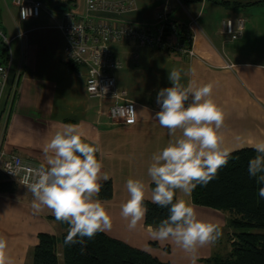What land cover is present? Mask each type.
Returning <instances> with one entry per match:
<instances>
[{"label":"crops","instance_id":"obj_1","mask_svg":"<svg viewBox=\"0 0 264 264\" xmlns=\"http://www.w3.org/2000/svg\"><path fill=\"white\" fill-rule=\"evenodd\" d=\"M166 0H134L135 8L125 14L96 13L95 16L123 19L143 25L155 21L156 12ZM169 17L188 23L195 19L194 56L184 57L130 42H113L111 48L122 66L114 72L116 85L139 112L134 124L113 121L107 115L109 99L90 97L85 90L83 68L72 69L64 58L65 38L58 23L63 10L73 6L85 12V0H43L36 18L20 19L11 0H0V24L7 39L11 66L5 96L0 102V131L4 147L36 164H46L45 144L61 124H80L89 139L99 136L102 172L110 176L112 196L105 202L112 219L110 237L144 250L168 264H191L190 253L171 240L159 241L144 220L130 229L121 215L129 199L126 181L142 179L145 199L151 201V178L147 169L154 152L169 142L166 128L153 116L157 92L171 86L168 74L182 70V83L196 86L211 83L213 98L225 111L220 133L221 147L233 150L264 141V1L263 0H168ZM245 18L240 37L222 34L226 18ZM14 99V100H13ZM182 134L178 129L176 135ZM32 193L17 187L0 193V236L8 240V264H31L32 251L41 232L59 236L62 226L44 208L34 214ZM176 199H190L176 190ZM201 219L222 224L228 231V214L196 205ZM216 242V241H215ZM213 243L198 247L196 264L211 256ZM167 247V248H166ZM60 249V250H59ZM60 256L61 246L58 244Z\"/></svg>","mask_w":264,"mask_h":264},{"label":"clouds","instance_id":"obj_2","mask_svg":"<svg viewBox=\"0 0 264 264\" xmlns=\"http://www.w3.org/2000/svg\"><path fill=\"white\" fill-rule=\"evenodd\" d=\"M23 0H20V4ZM32 10L21 8L20 15L27 19ZM171 86L160 88L156 102L159 111L154 118L170 137L168 144L154 152L147 174L155 185L151 188V202L167 207L169 215L162 219L152 235L159 241L171 240L177 247L191 255V264H196L198 247L215 242L222 235V224L201 219L196 205L190 199H176V190L186 196L198 186H207L217 176L218 170L233 159L231 148L221 147L220 133L225 120L224 109L213 98L211 83L196 86L190 81L182 83V70L174 69L168 74ZM6 82V81H5ZM97 82L93 92L97 91ZM2 91V86H0ZM102 89V93L107 92ZM139 112L132 103L128 107L113 109V115L124 118L127 124H134ZM148 111V110H147ZM182 134L177 136V130ZM99 136L89 139L80 124H61L43 152L46 164L38 168H27L28 175L23 185L33 195L31 204L34 214L44 208L51 210L55 219L70 225L65 243L76 242L79 237L93 238L98 232L110 230L112 219L105 202L98 197L102 183L110 176L102 172L103 159L97 158ZM256 155L249 159L247 172L261 187L258 195L264 200V141L251 145ZM18 165L8 170L16 177L24 168ZM129 199L121 207V215L129 221V228L135 229L148 212L145 203L146 185L142 179L129 178L126 181ZM8 240L0 236V264H8Z\"/></svg>","mask_w":264,"mask_h":264},{"label":"built area","instance_id":"obj_3","mask_svg":"<svg viewBox=\"0 0 264 264\" xmlns=\"http://www.w3.org/2000/svg\"><path fill=\"white\" fill-rule=\"evenodd\" d=\"M19 12L21 8L31 9L28 18L40 16L43 10V0H11ZM135 8L134 0H85V12L78 13L73 6L63 10V18L58 23L65 38L64 58L67 63H72L77 68H83L86 73L85 90L90 97L109 99L110 105L107 115L113 121L126 123L124 118L113 115L114 108L128 107L130 103L125 98V91L116 85L114 72L122 66L121 59L116 56L111 48L113 42H130L137 45L148 46L151 49L163 51L168 54H179L184 57L194 56L193 41L195 37V19L188 23L172 20L169 17L170 5L166 0L156 12L155 21L149 24L138 25L123 19H109L95 16L96 13L125 14ZM245 28V18H226L222 22V34L229 40L240 37ZM0 35L7 43L5 35ZM8 44V43H7ZM11 66V56L5 64L0 65V102L5 96L6 82ZM6 81V82H5ZM97 82V91L91 89ZM107 88L103 94L102 89ZM154 110L159 111V105L154 103ZM24 165L16 177L8 170ZM36 164L25 159L15 152L4 147V129L0 131V174L7 180L13 181L21 187L23 178L28 175L27 168H38Z\"/></svg>","mask_w":264,"mask_h":264},{"label":"trees","instance_id":"obj_4","mask_svg":"<svg viewBox=\"0 0 264 264\" xmlns=\"http://www.w3.org/2000/svg\"><path fill=\"white\" fill-rule=\"evenodd\" d=\"M0 31L5 35L1 24ZM8 57V44L0 35V65L5 64ZM68 65L72 69L77 68L75 64ZM255 155L252 147L234 150L233 159L218 170L216 178L207 186L198 185L191 193L195 205L228 214L225 237L229 249L225 254L205 258L204 264H264V200L258 195L261 185L247 172L249 159ZM101 183L103 186L98 198L109 199L112 196L111 179ZM154 186L152 183L150 187ZM16 189V183L0 174V193H12ZM145 203L148 212L144 222L158 227L160 221L169 215L168 208L147 199ZM60 224L63 231L59 236L45 232L38 234L31 264H168L104 232H98L91 239L84 237L83 242L77 237L76 242L66 244L65 237L70 225L66 222ZM58 244L61 246L60 257Z\"/></svg>","mask_w":264,"mask_h":264},{"label":"rangeland","instance_id":"obj_5","mask_svg":"<svg viewBox=\"0 0 264 264\" xmlns=\"http://www.w3.org/2000/svg\"><path fill=\"white\" fill-rule=\"evenodd\" d=\"M17 187H21V186L17 185ZM213 244H214V246L211 249V255H213V254L222 255V254H225L227 249H229L228 248L229 243H228L227 238L225 237L224 233H222V235L219 237V239L216 242H213Z\"/></svg>","mask_w":264,"mask_h":264}]
</instances>
